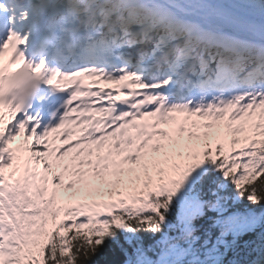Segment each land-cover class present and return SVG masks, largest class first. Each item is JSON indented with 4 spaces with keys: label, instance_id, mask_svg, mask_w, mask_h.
<instances>
[{
    "label": "snow or ice",
    "instance_id": "obj_1",
    "mask_svg": "<svg viewBox=\"0 0 264 264\" xmlns=\"http://www.w3.org/2000/svg\"><path fill=\"white\" fill-rule=\"evenodd\" d=\"M0 264H264V0H0Z\"/></svg>",
    "mask_w": 264,
    "mask_h": 264
},
{
    "label": "trees",
    "instance_id": "obj_2",
    "mask_svg": "<svg viewBox=\"0 0 264 264\" xmlns=\"http://www.w3.org/2000/svg\"><path fill=\"white\" fill-rule=\"evenodd\" d=\"M108 259L112 260V259H115V260H120L122 261L123 260V257L119 254H110Z\"/></svg>",
    "mask_w": 264,
    "mask_h": 264
}]
</instances>
